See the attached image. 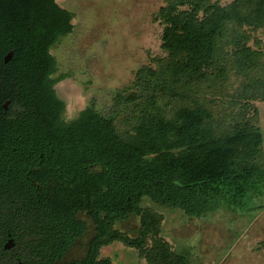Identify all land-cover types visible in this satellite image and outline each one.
<instances>
[{
    "label": "trees",
    "instance_id": "1",
    "mask_svg": "<svg viewBox=\"0 0 264 264\" xmlns=\"http://www.w3.org/2000/svg\"><path fill=\"white\" fill-rule=\"evenodd\" d=\"M73 18L55 0H33L25 21L34 42L26 51L36 53L31 61L19 50L18 63L29 66L21 71L26 106L17 110L13 128L2 129L3 139L26 149L17 161L13 198L26 214L31 180L48 176L47 168L67 177L55 207L62 212L49 225L56 239L51 258L63 257L83 235L74 215L85 209L94 219V238L83 257L68 264H114L101 254L113 245L132 250L142 264H191L165 237L168 214L201 219L238 208L264 185L259 128H222L233 104L222 100L225 86L235 87L231 100L244 107L264 102V43L255 36L264 31V0H169L156 15L166 56L136 72L134 91L114 93L115 110L103 114L91 100L66 119V102L54 87L71 76L57 75L49 51L73 32ZM45 144L54 147L45 149L41 173L33 174L28 154ZM128 220L131 231L121 227Z\"/></svg>",
    "mask_w": 264,
    "mask_h": 264
},
{
    "label": "rangeland",
    "instance_id": "2",
    "mask_svg": "<svg viewBox=\"0 0 264 264\" xmlns=\"http://www.w3.org/2000/svg\"><path fill=\"white\" fill-rule=\"evenodd\" d=\"M55 1L74 15L73 32L51 50L58 63L57 74L71 76L55 87L66 102L67 118L75 117L91 100L103 114L115 110L114 93L134 91L136 72L156 67L166 56L161 48L164 25L156 15L169 0ZM216 1L227 5L234 0ZM255 36L264 43V31ZM234 91V86L224 87L222 100L233 104L226 106L230 118L222 128H259L264 168V102L252 100L244 107L236 97L231 100ZM208 102L212 104L211 99ZM175 213V217L168 214L165 237L180 253L189 255L191 264H264V185L245 197L244 205L238 208L223 207L201 219ZM121 227L132 230L133 224L128 220ZM82 251L81 247L73 248L67 259ZM101 254L114 264H142L132 250L120 245L105 248Z\"/></svg>",
    "mask_w": 264,
    "mask_h": 264
},
{
    "label": "flooded vegetation",
    "instance_id": "3",
    "mask_svg": "<svg viewBox=\"0 0 264 264\" xmlns=\"http://www.w3.org/2000/svg\"><path fill=\"white\" fill-rule=\"evenodd\" d=\"M32 3L33 0H0V264H25L26 259L33 261V264H68L81 259L85 247L94 238L96 230L94 219L85 209L76 211L74 218L83 226V235L75 238L69 252L63 257L51 258L50 247L55 244L56 239L51 237L49 225L57 224L54 218L57 217L55 212H62L55 207L61 204L57 200L64 193L61 191L64 189L66 191L67 177L64 174L60 176L58 169L47 168L48 176L43 175L41 180H31L29 208L26 214H23L24 212L18 207V199L13 197H16V182L19 178L15 175L20 164L17 161L24 160L25 145L7 142L9 138L3 139L4 133H2V129L8 126L13 128L11 122H14L18 114L17 110L26 106L27 81L22 72L29 66L25 65L24 59L22 63H18V60L21 58L19 50L23 51H21L22 55H29L31 61L36 54L26 51V49L32 50L34 45L30 26L25 22ZM64 115L67 119L66 107ZM53 147L50 144L31 147V154L27 153V161L28 166L31 165L33 174L41 173L45 162L43 160L45 149ZM59 245L64 246V242L61 241ZM75 247H81L82 253L78 257L67 259Z\"/></svg>",
    "mask_w": 264,
    "mask_h": 264
}]
</instances>
